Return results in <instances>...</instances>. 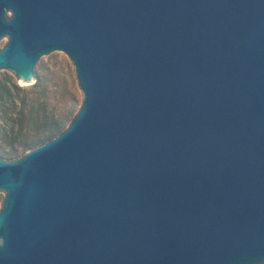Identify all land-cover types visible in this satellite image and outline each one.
I'll return each mask as SVG.
<instances>
[{"label": "water", "instance_id": "1", "mask_svg": "<svg viewBox=\"0 0 264 264\" xmlns=\"http://www.w3.org/2000/svg\"><path fill=\"white\" fill-rule=\"evenodd\" d=\"M4 35L78 106L0 157V264H264V0H0Z\"/></svg>", "mask_w": 264, "mask_h": 264}, {"label": "rangeland", "instance_id": "2", "mask_svg": "<svg viewBox=\"0 0 264 264\" xmlns=\"http://www.w3.org/2000/svg\"><path fill=\"white\" fill-rule=\"evenodd\" d=\"M7 15H10V12H7ZM7 39V35L0 37V48ZM40 79L44 80L45 90L35 86ZM0 85L20 87L19 91L11 89L9 95L0 96V128L14 130L22 128L21 137L16 139L0 137V148L8 149L25 140L38 137L45 128L32 123L30 114L38 112L44 105L48 113L54 117L61 111L73 108L68 119L78 106L71 80V59L62 50L42 54L34 65L33 77L29 81L21 82L12 70L4 67L0 70ZM4 196L5 192L0 190V208Z\"/></svg>", "mask_w": 264, "mask_h": 264}, {"label": "trees", "instance_id": "3", "mask_svg": "<svg viewBox=\"0 0 264 264\" xmlns=\"http://www.w3.org/2000/svg\"><path fill=\"white\" fill-rule=\"evenodd\" d=\"M36 87L41 88L42 90L46 89V86L44 84V80H39L35 84ZM0 96L3 95H9L11 89L20 90V87L17 85H0ZM45 106V105H44ZM43 106L42 109H39L38 112H33L30 114L32 123H37L39 125L44 126V131L38 137L31 138L29 140H25L17 146H11L8 149L0 148V157L9 159L11 157H14L18 154H21L33 147H36L45 141L53 138L56 136L64 127V125L67 122L68 116L71 114L72 109H68L65 111H61L58 113L57 116H51L47 109ZM22 128H18L17 130H14L13 128L6 129L0 128V137L2 139H16L17 137H21Z\"/></svg>", "mask_w": 264, "mask_h": 264}, {"label": "bare ground", "instance_id": "4", "mask_svg": "<svg viewBox=\"0 0 264 264\" xmlns=\"http://www.w3.org/2000/svg\"><path fill=\"white\" fill-rule=\"evenodd\" d=\"M20 80H21V82H25L26 80H24V79H22V78H20Z\"/></svg>", "mask_w": 264, "mask_h": 264}]
</instances>
